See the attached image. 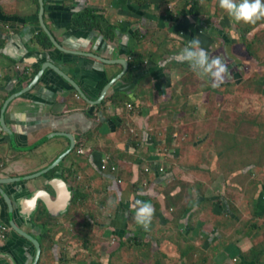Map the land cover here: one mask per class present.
<instances>
[{"label": "crops", "instance_id": "0c3cea01", "mask_svg": "<svg viewBox=\"0 0 264 264\" xmlns=\"http://www.w3.org/2000/svg\"><path fill=\"white\" fill-rule=\"evenodd\" d=\"M77 2L84 4L74 12ZM197 2L196 11L200 13L196 17L186 15L193 0H45L44 25L65 49L100 55L94 49L101 48V36L103 44L111 48L107 55L112 48L121 57L134 50L137 57L148 62L144 69L148 67L150 72L133 90L126 83L112 88L107 95L119 88L130 95H114L97 109L49 73L22 97L27 101L18 98L6 107L3 124L11 138L5 130L0 139V180L6 182L1 189L15 203L12 220L32 237L41 239L38 264H62L59 259L64 258L59 249L50 250V241L41 238L49 232L45 227L51 226L56 235L68 236L70 224L73 229L75 223L82 226V219H77L88 213L98 234L109 228L114 238H133L130 230L136 225L137 200L154 206L146 237L174 238L176 246H183L182 251H176L175 264H264V255L257 256L262 255L264 246V234L260 235L264 232V160L246 155L247 125L240 130L229 124L222 128L224 103H211L217 87L225 86L229 91L233 83L251 79L254 73L264 81V64L255 55L239 53L242 32L234 28L236 22L219 7L218 0ZM38 7V0H0V111L8 96L27 84L45 60L67 71L93 100L108 83L102 64L85 57H62L52 46L33 42L42 33L38 31ZM85 7L96 10L104 16L105 24L118 25L117 28L108 31L107 26L102 30L75 26L73 17ZM262 30L264 21L253 26L245 39H255ZM107 32L110 36H106ZM251 34L254 37L249 38ZM195 38L208 54L222 49L223 54L212 56H224L231 77L219 86L207 77H198L182 58V50ZM18 65L29 72L22 80L20 77V83L15 68ZM189 81L201 87L189 91ZM60 132L76 136L79 145L75 155L63 158L57 169L46 176L11 183L10 180L45 170L69 149L66 139H48ZM42 140L46 142L29 149ZM83 146L88 147L87 153ZM103 162L105 171H101ZM233 162L236 166H232ZM251 171L259 175L260 182L259 188L253 185L250 191L252 183L247 175ZM54 177H61L73 197L63 207L45 187ZM30 192L46 194L44 198L54 210L48 213L37 203L26 225L18 205L19 198ZM231 193H236L239 200ZM82 196L87 197L86 205L77 203ZM247 196L256 202L250 203V213L242 217L245 213L241 201ZM230 199L234 200L235 211ZM30 205L33 209L34 204ZM74 206L75 211L71 210ZM29 214H33L32 210ZM8 216L5 202L0 199V221L5 223ZM243 225L249 228L236 235L237 228ZM256 226L260 233L252 231ZM194 238H207L209 247L202 253L209 255L201 254L199 241ZM224 244V250L217 248ZM2 246L0 264H32L35 259V249L13 233ZM52 254L56 256L55 263ZM168 256L172 263L176 256ZM70 259L65 264H73Z\"/></svg>", "mask_w": 264, "mask_h": 264}, {"label": "rangeland", "instance_id": "374dc122", "mask_svg": "<svg viewBox=\"0 0 264 264\" xmlns=\"http://www.w3.org/2000/svg\"><path fill=\"white\" fill-rule=\"evenodd\" d=\"M233 25H235L234 28H236L242 32V34L240 33V35L243 36L242 37L243 39L239 43V46H237V47H240V49H241V51L238 50L239 53L242 56H246V57L247 56L250 57L251 55H255L258 57L259 60L263 61V64H264V30L260 31L257 34L255 39L249 40V39H245V36L243 33V32H245L246 27L247 28L249 27L248 24L235 23ZM252 37H254V34H251V36L249 38H252ZM221 50L220 49L215 50L211 54L209 53V55L214 56L218 52L223 54V51H221ZM247 68L249 69L250 67H247ZM245 78H247V77H245ZM249 78H251V79L241 80V81L237 82V84H236V82L233 83L230 86L231 90H229V91L225 86L215 88L213 95H212L213 97H212L211 103H213V104H216L217 102L224 103V106H223L224 109L221 110V113L224 111V114H223L222 120H221V122H224V124H222V128H224L225 125L229 124V125H231V127L232 126L237 127L240 130L244 127V125L245 126L247 125V129H246L247 132L244 134V136L246 138L245 144L247 145L246 146L247 147V154L246 155L250 156L251 159L261 158L262 160H264V87H262V82H264V81H262V77H260L259 73L251 74L249 76ZM182 84H183V82H182ZM159 86H163V84H161ZM197 86L201 87L200 84L196 85V83H194V82L192 83L191 81L186 83V88L190 89L189 91L196 90ZM263 86H264V84H263ZM228 88H229V86H228ZM254 88L256 89V91ZM217 91L220 92L219 95L216 94V93H218ZM230 91H232V92L230 93ZM254 93H256V95H254ZM228 95H230L229 98H228ZM219 108H222V106H219ZM214 110H216V107L214 108ZM221 122H220V124H221ZM203 123H204V125H206V121H204ZM212 128L213 127H211V129ZM237 133H239V132H237ZM254 134H256V137H254ZM246 135H247V137H246ZM205 142L207 145L208 141H205ZM256 142H258L257 146L252 145ZM203 144H202V146L205 147V143H203ZM83 147L87 153V151L89 150L88 147H85V146H83ZM246 164L248 166L251 165V163H249V162H246ZM256 164H262V163H256ZM232 166H236V163L233 162ZM231 169H233V168L231 167L227 171V174H229ZM209 172L210 171H205L204 173H208V175H210ZM253 173L254 172L251 171V173L247 175L248 180L252 183L251 184L252 186H250V188H249L250 191L253 189V185L258 186L257 184H259V182H260L259 175H254ZM251 174H253V177H251ZM258 188H259V186H258ZM197 190H199V189L197 188ZM231 197L232 198L234 197L235 199H238V200L240 198L238 195H236V193H231ZM195 199L197 200V198H195ZM233 202H234V200L232 199V201H231V199H230L229 203L232 204V210L235 211V208L233 206ZM255 202H256V200L251 199V196H250V198H249V196L242 198L241 204H242V207L244 208L243 212L245 213L244 215H242V217L245 216L246 214L250 213V209H249L250 203H255ZM85 207L86 206H84L85 213H86ZM97 208H99V206L96 207V210H97ZM71 210L75 211L77 209L74 206V207H72ZM79 210H80V207H79ZM90 216H91V213H88V214H86V217L84 216L85 218L84 217L83 218L81 217L78 219L76 218L77 220L82 219L81 222L83 223L82 225H84V227L82 226V229L78 232V235L76 234V236H74V238H72V240L76 242L74 244L76 247L75 249H73L74 252L80 251L82 249V239L81 238H84V236L89 231H90L91 236L94 234L92 228H95V231L97 232V227L91 226L92 221L87 222V220L88 221L90 220L89 219ZM92 219L93 218L91 217V220ZM84 223H86V224H84ZM76 224H78V223H76ZM263 225H264V223H263ZM247 228H249V227H247L245 225H243L240 228L238 227L236 235L242 234V231L246 230ZM259 228L260 227L257 228V226H256L255 229L251 228V230L253 229L252 230L253 232L256 231V232L260 233L261 229L259 230ZM48 231L49 232H48L47 238H51V237L56 236V233L54 232L55 230H52V228H49ZM247 231L251 232V231H249V229ZM147 232L148 231H144L143 228L136 223V225L135 226L133 225L132 229L130 230V234L133 236V238H114V233L109 228L101 231L100 234H98V232H97L96 234H94L95 235L94 238H98V240H99V238H103L104 240H108V242H110L112 240L113 247H111V249H110L111 252L109 254L112 256L110 264H156V261H158V264H175L176 263L175 258H177L176 251H180V250L182 251L183 246H181V244H179V247L176 246L173 242L174 238H147L146 237ZM263 234H264V232L260 233V235H263ZM70 235H71V232H70ZM200 235H203V234L200 233L199 236ZM148 236H149V233H148ZM86 239H88V238H86ZM194 239L199 241L200 245H198V246H199V249L201 251V254L202 255H209L207 253H204V254L202 253V250H205V251L208 250L209 243L207 242V238H194ZM66 242H67V240H66ZM85 244H86V242L83 243L84 247H85ZM225 245L226 244L221 245L220 247L217 246V248L224 250L225 248H221V247H224ZM65 247H67V246H65ZM85 248L87 249L88 246H86ZM261 249H262V254L264 255V246L263 245H262ZM54 250H55V248L52 249V251H54ZM61 251L67 252L64 249ZM73 251L70 255H74ZM255 251L258 252L259 250H255ZM64 252H62V255L64 258L59 259L62 262V264L69 262V259H67ZM167 254L176 256V257H173L172 263H171V261L169 262V256ZM52 255H53V261L55 263L57 260L56 256L54 254H52ZM66 255H67V253H66ZM162 256L164 258H162ZM73 257L74 258H72V256H71V259H70L72 262H74L73 264H77L76 262L78 260H81V261H83V260L89 261L90 260L89 255H86L85 253H82V255L79 253V255L77 254V255H74ZM177 260H178V258H177ZM97 264H99V263H97Z\"/></svg>", "mask_w": 264, "mask_h": 264}, {"label": "water", "instance_id": "95a60500", "mask_svg": "<svg viewBox=\"0 0 264 264\" xmlns=\"http://www.w3.org/2000/svg\"><path fill=\"white\" fill-rule=\"evenodd\" d=\"M84 3L77 2L75 4L74 7V12H77L76 10H79V7H81ZM38 23H39V30L41 31L45 37H47L50 40L51 46L53 47V49L57 52L58 55L62 54V57L65 55H70V56H75V57H85L88 59L93 60L96 63H99L100 65L102 64L103 66L105 65H120L121 67L124 68V72H122L120 74V76H116L115 78H113V80L111 82H109L106 86H104V88L101 90L100 95L98 96V98L96 100H93L89 97L87 92H84V88H81L80 85H78V81H75L74 78H72L67 71H64L59 65H57L54 62H51L49 60H45L41 65H39L38 70L36 71V74L33 76V78L31 80H29L27 82V84H25L23 87H20V89L14 91V93H11L10 96H8V98L4 101V104L1 108L0 111V127L4 128L3 126V117H4V111L6 109V107L13 103L14 101H16V99L18 100V98H22L23 96H25L27 93L31 92L33 90L34 87H36V85H38L37 83L41 82L45 76L49 73V75H54V77H59L62 81H64L73 91L76 92L77 96L80 97L83 101H85L88 105L91 106V108H93L95 105H103L104 102H107V99H110V97H113L114 94H121L123 93V91L119 88L117 91L112 92L111 94L107 95L110 91H108L109 88H111L112 84L117 81L118 79L121 78V76L125 73V71L128 69V63L126 61H124L123 58H121L119 56V52L116 51V49L114 50L112 48V52H110V55H107L109 52V50L111 48H109L107 45L103 44L104 39L101 36H98V40L100 41V43L103 45H100L101 48L99 49H94V51H98L100 53L99 54H95V53H91V52H79V51H72V50H68L65 49L63 47V45L60 42H57V40L55 39L54 35L52 33H50V31L45 27L44 22H43V12H44V7H45V0H38ZM82 10V9H81ZM80 10V11H81ZM41 29V30H40ZM36 45H38L37 43H35ZM124 45V44H123ZM39 46V45H38ZM103 51V52H101ZM112 55V56H111ZM71 61V60H68ZM65 61L64 63H71ZM165 63L163 62V65ZM150 68H146L143 71H141L140 73H137L136 70L133 71V79L131 80V82L128 84V86H130V89L133 90V88H135V86L137 85V83L139 81L142 80V78L147 75L150 71ZM111 72L110 69L108 68H104L102 70V73L104 75H108ZM137 73V74H136ZM48 75V77H49ZM21 76L17 77V81L18 83H20V81L22 80L23 77ZM16 82V80H14ZM21 86V85H20ZM125 92V91H124ZM123 94H127L126 92ZM108 97H107V96ZM127 95H130L127 94ZM107 97V98H106ZM23 99V98H22ZM106 99V100H105ZM27 101V99H23L22 102ZM113 101V100H112ZM19 103V102H18ZM21 103V102H20ZM6 130V128H5ZM5 134L7 136H9L11 138V133L9 131H5ZM53 138H63L66 139L68 142V147L69 149H67L63 155H61L57 160H55L53 162V164L49 167H47L45 170H42L41 172L35 173L31 176H28L24 179H15V180H10L11 183H19L21 182V180H25V181H30L32 179L35 178H40L42 176H46V173L52 169H57V167L59 166L60 161L63 158H66L67 156H70V154L75 150L76 147V136L71 135V133H67V132H61L60 133H56L52 136H50L48 139H53ZM46 141L42 140L41 142H39L38 144H36V147L40 146L41 144H44ZM35 147V148H36ZM6 184V182H2V180H0V199L3 200V202H5L7 211H8V221H6L5 223L0 222L1 224L5 225V226H9L11 229V233H13V235L17 236L18 238H21L23 241H25L29 246L33 247L32 249H35L36 251V255H35V259L32 262V264H38V261L40 259L41 256V244L39 243L37 238L32 237L31 235H29L30 233H27L25 231H23L21 229L20 226L17 225L16 222H14L12 220V213H13V205H15V203L9 198V196L4 193V191L1 189V186ZM45 187L51 191V194H54V198L57 199V201L59 200L60 204L62 207L64 206V204L66 202H68V199L70 200V192L69 189L67 188L66 184L63 182V180L61 179V177H54L52 179H50ZM43 193H36V192H30L25 196H21L20 199V203H19V215L21 218H23L24 223L27 225V222L31 220V216L34 215L35 211H36V205L37 203H40L44 209H46V211L53 212L54 207L51 206V204H49L44 198V196H47L45 193V195H42ZM29 204H28V203ZM30 204H34V208L32 209ZM29 210H32L33 214H29ZM32 223V222H31ZM16 264V263H15Z\"/></svg>", "mask_w": 264, "mask_h": 264}, {"label": "flooded vegetation", "instance_id": "af4514ba", "mask_svg": "<svg viewBox=\"0 0 264 264\" xmlns=\"http://www.w3.org/2000/svg\"><path fill=\"white\" fill-rule=\"evenodd\" d=\"M86 11L91 12L92 16H90L89 19L93 20V16L94 17L97 16L96 19H94L92 22H91V20H87V18H85V16H82V14L83 15L85 13L87 14ZM100 16H102L103 19H100L101 18ZM72 22L77 27H79V26H87V25H91L92 24L93 27H88V28H95V29H99V30H102L103 28H106V26H107L108 27V31H110V30L113 31L114 28H117L116 26H118V25H112V24H109V25L105 24L104 23L105 22L104 16L101 15V14L98 15L96 13V10H94L92 8H88V7H85L82 11L76 13L75 16L73 17V21ZM38 29H39V27H38ZM103 35H105V33H103ZM36 36L33 39L34 43H37L38 45L40 44V46H42V47H44V46L48 47V48L51 47L50 40L47 37H45V35L43 33H40V35H38V37H36ZM106 36H110V33L107 32ZM135 53H137V52L134 51V50H130L127 53H123V57L120 56L121 58L124 59V61H126L128 63V69L125 71V73L121 76L120 79H118L117 81H115L112 84L111 88H109L108 91H110L112 88H116L118 85H120V83L121 84H123V83L129 84L131 82V80L133 79V74L132 73H133L134 70H136L137 73H140L141 71L144 70L145 63H148V62H146V60L143 59V58L137 57ZM115 67H116V65L115 66H112V65H105L104 66V68H108V69L111 70V72L108 74V76H109L108 83L111 82L113 80V78H115L118 75L120 76V74L122 72H124V68L121 67L120 65H117L118 69H116ZM15 68L18 70L19 76H21V77H27V75L29 74L28 70L23 69L19 65L16 66ZM114 95L115 96L116 95L119 96V94H114ZM121 103H123V102L121 101ZM104 104H106V101L104 102ZM98 106L99 105H95L94 107L97 109ZM3 126H5V125L3 124ZM4 131H5V127L4 128L0 127V139L4 138ZM78 145L79 144L77 143L76 147H75V150L70 154V156H72L73 154L75 155V152L77 151L76 148H77ZM35 147L36 146L34 145L33 147H30L29 149L32 150ZM81 198L82 199L79 202H77L78 205H84V203L86 205V203H87L86 200L87 199L84 198V196H82ZM72 200H73V197H70V200L68 199V202L71 203ZM89 219L90 220L89 221L87 220V222H91L92 221L91 217H89ZM32 221H33V219H32ZM86 223H84V224H86ZM82 226L84 227V225H82ZM82 226H78V224L75 223V229H73L74 228L73 225L70 224L69 231H71V235L68 234V236H66L67 234L63 235V236L58 234L55 237H51L50 236L51 238H47L48 233H46L41 238L42 239L45 238V239H47L48 241L51 242L50 243L51 244L50 245V250L55 248L56 251L59 249V252L61 250H63V249L65 251H67V252H64V251H61V252H64L65 256L68 259H70L71 256H72V258H74L73 256L77 255V254L79 255V253L81 255H82V253H85L86 255H89V258H90L89 262L87 260L86 261L84 260V262H87V264H92V262L94 264H97V263L102 264L101 262L104 260L105 257H107L108 264H110L112 256L109 255V254L111 252V250H110L111 247H113L112 240L110 242H108V240H104L103 238H99V240H98V238H94L95 237L94 234H96L95 228H92L94 234L91 232L94 236L93 235L91 236L90 235V231H89L84 236V238H81L82 239V249L80 251H76V252L73 251V249L76 248L75 245H74L76 242L73 241L72 238H74V236H76V234L78 235V232L82 229ZM91 226L95 227L93 222L91 223ZM45 228L49 229V228H51V226H46ZM10 234H11V229H10L9 226H7V232L5 233V241L7 240V238H9ZM86 238H88V239H86ZM37 239H38V241L40 240L39 241V243H40L41 239H39V237H37ZM66 240H67V242H66ZM5 241H4V243H5ZM84 242H86L85 247L88 246L87 249L83 246ZM4 243H1L0 246H2ZM65 246H67V247H65ZM72 251L74 252V255H70L72 253ZM54 252H55V250H54ZM66 253H67V255H66Z\"/></svg>", "mask_w": 264, "mask_h": 264}, {"label": "clouds", "instance_id": "9594fccd", "mask_svg": "<svg viewBox=\"0 0 264 264\" xmlns=\"http://www.w3.org/2000/svg\"><path fill=\"white\" fill-rule=\"evenodd\" d=\"M219 7L236 23L257 25L264 21V0H218ZM182 58L193 73L200 78L207 77L214 86H219L231 77L224 56H209L195 38L182 50ZM154 217V206L150 202L136 201L135 222L148 231ZM1 224V223H0ZM102 264H108L107 257Z\"/></svg>", "mask_w": 264, "mask_h": 264}, {"label": "trees", "instance_id": "16d2710c", "mask_svg": "<svg viewBox=\"0 0 264 264\" xmlns=\"http://www.w3.org/2000/svg\"><path fill=\"white\" fill-rule=\"evenodd\" d=\"M197 1L198 0H193V3L190 4V11L186 15H188V16L193 15V16H196V17L199 16L200 12L196 11L198 9V7H199V3ZM86 12H87V14L84 12L85 14L84 15L82 14V16H85V18H87V20H91V22H92L94 19H96L97 16H95V17L93 16V20L89 19V17L92 16L91 12H88V11H86ZM100 17H101L100 19H103L102 16H100ZM79 27H93V25L91 24V25L79 26ZM252 28H253V26L249 25V27L245 30V32H243L244 36L246 34H248L251 31ZM257 256L260 257V256H263V254L262 255H257Z\"/></svg>", "mask_w": 264, "mask_h": 264}, {"label": "built area", "instance_id": "2783aa9c", "mask_svg": "<svg viewBox=\"0 0 264 264\" xmlns=\"http://www.w3.org/2000/svg\"><path fill=\"white\" fill-rule=\"evenodd\" d=\"M192 1V0H190ZM78 153L80 155H83L84 154V151L83 150H79ZM107 170V167L105 165V162H103V165L101 167V171H105ZM116 170L115 167L111 168V171L114 172ZM7 232V226L3 225V224H0V244L1 243H4L5 241V233Z\"/></svg>", "mask_w": 264, "mask_h": 264}]
</instances>
